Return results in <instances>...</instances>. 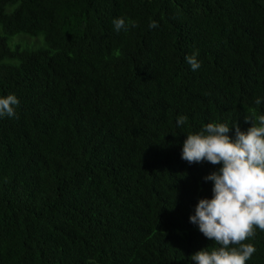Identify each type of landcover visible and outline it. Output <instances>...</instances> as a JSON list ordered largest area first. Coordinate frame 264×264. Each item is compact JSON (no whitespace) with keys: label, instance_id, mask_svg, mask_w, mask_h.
Masks as SVG:
<instances>
[{"label":"trees","instance_id":"16d2710c","mask_svg":"<svg viewBox=\"0 0 264 264\" xmlns=\"http://www.w3.org/2000/svg\"><path fill=\"white\" fill-rule=\"evenodd\" d=\"M9 94L0 264H195L221 247L189 220L220 165L188 163L183 143L209 123L259 125L264 0H0ZM242 243L264 264V230Z\"/></svg>","mask_w":264,"mask_h":264},{"label":"clouds","instance_id":"9594fccd","mask_svg":"<svg viewBox=\"0 0 264 264\" xmlns=\"http://www.w3.org/2000/svg\"><path fill=\"white\" fill-rule=\"evenodd\" d=\"M113 25L117 32L136 27L134 21L124 18L114 19ZM156 27L157 22L151 21L149 28ZM197 57L198 52L185 57L193 71L201 67ZM18 104L14 94L0 97V117H15ZM244 119L251 122L246 132L237 124L209 123L200 132L188 134L183 143L181 158L188 163L220 165L204 177L213 184L212 198L200 199L189 220L221 247L196 252L190 257L195 264H246L257 251L254 245L242 242L254 236L255 228L264 230V116L258 118L259 125L248 116ZM187 120L179 116L177 127ZM231 128L235 129L234 138L229 136Z\"/></svg>","mask_w":264,"mask_h":264}]
</instances>
